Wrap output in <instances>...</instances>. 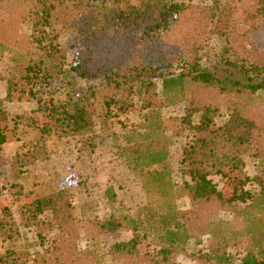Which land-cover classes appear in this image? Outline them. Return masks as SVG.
<instances>
[{"label":"trees","instance_id":"trees-1","mask_svg":"<svg viewBox=\"0 0 264 264\" xmlns=\"http://www.w3.org/2000/svg\"><path fill=\"white\" fill-rule=\"evenodd\" d=\"M199 1L0 0V54L13 55L36 103L33 111L45 118L40 126L32 121L39 136L12 160L10 185L22 200L23 226H37L40 217L50 214L57 229L41 251L6 249L0 264H96L77 248L84 231L74 227L78 222L65 189L32 198L16 179L25 172L23 166L47 156L45 140L53 131L80 134L91 129L96 116L105 124L132 109L142 119L124 126L118 150L140 178L148 201L138 217L123 215L134 234L113 245L114 257L123 264H177L171 256L175 251L192 240L207 243V235L219 240L210 259L232 264L219 246L223 230L229 239L249 241L234 264H264V125L259 127L254 111L255 95L264 90V0ZM203 31L223 41L207 66L201 63ZM19 53L22 62L16 59ZM7 85L6 99L12 101L18 89L11 81ZM179 102L184 113L169 118L168 130L160 109ZM223 112L227 117L218 123ZM8 120L0 107V149L11 141ZM168 131L188 137L179 168L188 211L179 209L175 197ZM245 155L257 160L259 174L245 172ZM5 170L0 159V180ZM213 176L223 180L226 194ZM250 182L256 190L247 187ZM234 205H241L240 217L231 222L204 217L209 207L215 212ZM86 222L96 235L121 226L115 219ZM17 228L12 208L4 205L0 235L10 239ZM204 228L206 233H199ZM142 239L153 249L150 244L142 248Z\"/></svg>","mask_w":264,"mask_h":264},{"label":"rangeland","instance_id":"rangeland-1","mask_svg":"<svg viewBox=\"0 0 264 264\" xmlns=\"http://www.w3.org/2000/svg\"><path fill=\"white\" fill-rule=\"evenodd\" d=\"M184 1L187 2V0ZM198 2L200 1L192 0V3ZM199 36L205 37L206 40L201 63L207 66L222 48L223 41L215 33L207 35L203 31ZM11 56L13 55L7 53L0 54V107L9 113L8 126L11 131V141L3 144L0 149V159L6 169L0 180V208L4 205L12 208L18 231L10 239H4L5 237L0 235V252L6 249H17L33 253L36 250L41 251L54 237L57 231L54 226L55 221L50 214H45L39 218L37 226H23L19 211L22 200L16 198L13 187L10 185L12 180L10 167L15 155L26 151L39 136L37 124H32V121H37L40 126L45 118L43 119L38 112L33 111L36 103L28 95V88L21 80L18 68L14 66L15 59ZM24 58L20 53L16 54L18 62H22ZM91 80L97 81L95 78ZM10 81L16 84L18 91L12 95L14 100L7 101L6 90ZM80 83L84 84V81L80 80ZM255 99L258 104L256 110L254 109L255 120L260 127L264 125V90H259ZM184 107V103L179 102L160 109L162 116L169 122L166 124L168 130L170 129L169 118L181 117ZM226 117L223 112L216 120L218 123H223ZM141 119L140 111L132 109L118 115L117 118L107 120L105 124H101L100 117L96 116L91 129L80 134L64 135L61 131H53L45 140L47 156L23 166V169H26L25 172L16 179L22 186V190L32 198L65 189V194L74 210V220L78 222L77 225L74 222V227L84 231L77 239V248L90 253L96 264H123L120 259L114 257L113 245L129 239L134 234V231L123 221V215L131 218L138 217L142 207L148 201L140 184V178L129 170L118 150L124 143V126L136 125ZM168 133L171 137L169 166L177 186L175 197L179 209L188 211L191 209V203L181 188L184 177L179 171L182 148L187 143L188 137L184 134L173 136L171 132L168 131ZM244 162V170L249 176L260 173L254 157L245 155ZM212 178L218 189L226 194L228 188L225 187L223 180L219 176ZM247 187L252 190L257 189L254 182H250ZM111 192H114L112 199L109 196ZM240 210L241 205H234L224 210L216 209L215 212L209 207L204 210L208 213L204 217L228 223L240 217ZM90 219L95 221L115 219L121 222V226L113 231L96 235L90 225L84 226ZM193 225L197 233L195 221ZM206 231L207 229L204 228L199 233L204 234ZM221 231L223 244L218 245L224 247L222 251L230 255V263H238L249 245L248 239L244 237L229 239L228 236L223 235V230ZM203 238L208 244L196 243L192 240L184 250L175 251L171 255L174 261L177 264H219L210 259L212 256L210 251L219 241L217 236L215 240H209L207 235ZM148 242V239H142L139 245L144 248L145 245L150 244ZM149 246L153 249V244Z\"/></svg>","mask_w":264,"mask_h":264}]
</instances>
